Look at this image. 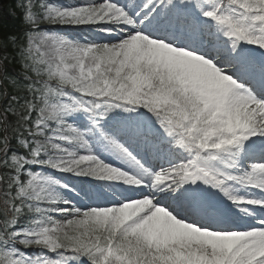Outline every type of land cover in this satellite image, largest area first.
<instances>
[{
  "label": "snow or ice",
  "instance_id": "1",
  "mask_svg": "<svg viewBox=\"0 0 264 264\" xmlns=\"http://www.w3.org/2000/svg\"><path fill=\"white\" fill-rule=\"evenodd\" d=\"M17 8L0 264H264V0Z\"/></svg>",
  "mask_w": 264,
  "mask_h": 264
},
{
  "label": "trees",
  "instance_id": "2",
  "mask_svg": "<svg viewBox=\"0 0 264 264\" xmlns=\"http://www.w3.org/2000/svg\"><path fill=\"white\" fill-rule=\"evenodd\" d=\"M18 0H0V37L18 34L20 31V9L17 8ZM14 11L15 15H10Z\"/></svg>",
  "mask_w": 264,
  "mask_h": 264
}]
</instances>
